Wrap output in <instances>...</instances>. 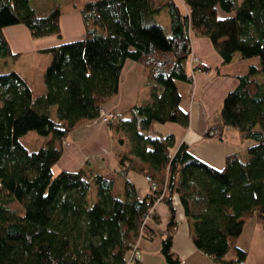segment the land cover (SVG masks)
<instances>
[{
    "label": "trees",
    "instance_id": "obj_1",
    "mask_svg": "<svg viewBox=\"0 0 264 264\" xmlns=\"http://www.w3.org/2000/svg\"><path fill=\"white\" fill-rule=\"evenodd\" d=\"M80 12L83 38L41 49L50 55L45 92L35 95L15 69L0 73V264H127L149 232L144 217L157 200L171 208L161 252L169 264H182L172 248L175 194L200 249L223 264L246 260L248 249L238 243L245 224L252 216L264 224V76H255L264 73V0H86ZM62 14L61 0H0V60L19 56L5 26L23 24L33 38L62 39ZM192 30L212 40L223 64L237 51L260 60L239 75L221 107L224 124L254 144L246 156L228 154L222 168L195 156L186 141L172 153L175 135L155 128L190 124L179 82L194 83ZM128 59L144 66L150 94L128 116L107 122L122 148V192L103 173L54 174L70 132L101 117L118 94ZM30 131L50 140L30 150L22 140ZM130 169L155 181L146 197L138 196Z\"/></svg>",
    "mask_w": 264,
    "mask_h": 264
},
{
    "label": "crops",
    "instance_id": "obj_2",
    "mask_svg": "<svg viewBox=\"0 0 264 264\" xmlns=\"http://www.w3.org/2000/svg\"><path fill=\"white\" fill-rule=\"evenodd\" d=\"M84 1L86 0H69L70 4L63 7L61 20L64 38L62 39L33 38L29 29L23 24L5 26L4 33L13 52L19 53L15 59L37 56L38 53L44 54L45 52L41 51L43 47L83 38L85 27L80 6ZM191 38L194 51L201 57V62L210 69L196 71L193 85L179 82L183 103L190 111V124L184 127L174 122L156 123L155 128L165 135H175L176 144L171 148L172 153L181 142L186 141L195 156L216 168H222L228 154L236 152L246 156L249 147L254 144L250 139H243L238 128L225 125L221 114L224 97L239 84V75L247 71L243 67L240 72H224L221 69L222 56L212 40L200 33ZM215 68L220 72H216ZM21 74L27 79L35 95L45 92L44 80L43 82L40 80L35 86L32 78ZM146 78L144 66L128 59L121 75L120 90L106 102L105 110L114 112L117 117L128 116L136 102L149 97L150 89L145 84ZM192 90L197 93L193 100L190 97ZM214 128L220 129L219 136L209 134ZM49 140L47 138L45 143L47 144ZM62 149L60 159L54 164L59 171L84 169L90 173H103L113 179L114 190L117 193L122 192L125 177L120 174L122 165L118 158L119 150L122 148L117 147L110 125L99 117L74 128L63 141ZM128 177L135 183L140 198L146 197L151 192L145 174L130 169ZM173 202L178 224L173 234L172 248L182 264H218L210 254L200 249L194 242L190 215L179 194L174 195ZM154 211L156 216L148 223L149 232L139 241L142 256L132 258L129 264H137L138 260L140 264H169L161 252V247L162 239L167 233L171 208L165 201L157 200ZM238 243L248 249L247 264H264V224L257 217L252 216L248 219Z\"/></svg>",
    "mask_w": 264,
    "mask_h": 264
},
{
    "label": "rangeland",
    "instance_id": "obj_3",
    "mask_svg": "<svg viewBox=\"0 0 264 264\" xmlns=\"http://www.w3.org/2000/svg\"><path fill=\"white\" fill-rule=\"evenodd\" d=\"M68 1L69 0H61L63 7H67V5L70 4ZM223 13L224 12L220 10V14L222 15ZM162 17L164 18L163 22L165 24L169 22V16L167 15L166 12H164ZM195 34H199V33L192 30L190 33V37H193ZM49 39H54V37L47 38V40ZM191 42H192V38H191ZM192 55H197L201 59V57L193 49V42H192V51L190 52V55H189L190 63H191L190 57H192ZM49 60H50V55L49 54L45 55V53L44 54L38 53L37 56H33V57L24 56L20 59H14L13 57L4 58L0 60V73L9 72L12 69L18 70L20 71V73H23L29 76L30 78H32L35 81V86H37L40 80L42 82L44 80L43 71L46 69V66L49 63ZM252 64L260 66V60L258 56L242 58L240 52L237 51L232 61L226 64H222L221 69L224 72L229 71L230 73H235V72H240V70L243 67H245L246 71H249L250 66ZM189 66L191 69L190 64ZM194 69H193V75L195 78L196 71L199 70L198 65H196ZM255 76H257V78L262 77L264 76V73L256 74ZM196 96H197V93L195 92V90H192L190 94L191 100L195 99ZM109 112L111 111L104 110L102 116L99 117L106 124L107 122L104 120V118H105V115L109 114ZM218 135L219 134H217L216 136ZM22 140L30 150H33V149L38 148L40 145H43L46 139H45V136L38 133L37 131H30L28 134L22 137ZM53 171H54V174H57L59 172V169L57 168V166H53ZM127 264H129V262Z\"/></svg>",
    "mask_w": 264,
    "mask_h": 264
},
{
    "label": "built area",
    "instance_id": "obj_4",
    "mask_svg": "<svg viewBox=\"0 0 264 264\" xmlns=\"http://www.w3.org/2000/svg\"><path fill=\"white\" fill-rule=\"evenodd\" d=\"M191 58V70L193 72V69L195 68L196 65L200 64L201 63V59L197 56V55H192ZM195 70V69H194ZM115 117V113L114 112H109L108 115H105V118L104 120L106 122H109L111 121L113 118ZM220 133V130L219 129H212L210 130V134L211 135H217ZM146 178L148 179V181L150 182V187H151V190L156 188V183L155 181L152 179V177L150 175H147ZM155 205V204H154ZM154 205H152L148 211V213L145 215L144 217V223H147L148 221H150L152 218H153V213L155 212L154 211ZM143 231V229L141 230ZM140 240V238H139ZM139 240L137 241V243L135 244L134 248L130 251V254H129V260H131L132 258H140L142 256V252L139 248ZM218 264H223L219 261H216ZM237 264H247L246 263V260L245 259H241L240 261L237 262Z\"/></svg>",
    "mask_w": 264,
    "mask_h": 264
}]
</instances>
